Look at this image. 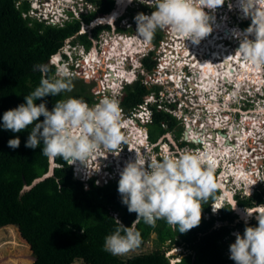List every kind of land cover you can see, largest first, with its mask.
<instances>
[{"label": "clouds", "instance_id": "9594fccd", "mask_svg": "<svg viewBox=\"0 0 264 264\" xmlns=\"http://www.w3.org/2000/svg\"><path fill=\"white\" fill-rule=\"evenodd\" d=\"M28 1L31 2L30 15L58 25H64L74 17L81 18L84 14L96 11V4L89 0H59L54 3L52 0ZM33 1L37 6L34 5ZM133 1L129 0V2ZM226 1L145 0L143 3V0H140L141 7H131V10L136 12H132L128 16L129 22L125 26L118 20L124 17L127 4L114 21L102 19L119 9V0H114V7L110 11L98 14L89 23L83 21L78 34L90 32V36H92V29L100 24L109 25L110 28L102 30L98 38L92 36L93 44L89 49L80 42H74V36L67 38L61 49L51 55L48 60V63L55 65V75L60 78L55 81L42 78L39 86L24 97L25 103L3 113V128L14 133H20L31 127L30 135L25 144L28 148L35 149L40 146L41 141L43 142L42 154L50 158L52 171L50 172L49 169L44 176L37 178L34 183L54 173L55 167L58 166L55 160L57 156L68 161L73 168L74 177L83 181L86 187L92 178L96 184L102 185L119 175L118 193L121 196V202L127 206L129 213L136 214L137 221L142 218L145 223L150 225H154L159 219H164L169 225L177 227L180 233H186L199 226L202 219L203 204L210 197H214L215 192L219 189L220 193L212 201L209 215L205 218L208 219L212 215L219 217L221 209L228 205L231 207L234 220L223 221L218 219L214 224L216 227L223 225L233 227L230 236L224 240L227 244L230 242L231 236H235V241L227 246L224 252L225 256L229 260H233L235 264H264V210H256L258 206L264 207V203L255 202L251 206L242 203L247 198L254 197L257 192L264 191V169L262 172V165L259 168L256 167L254 171L255 174H258L255 177L251 192L246 191L244 183L235 184L233 177L226 181V186L223 188L218 179L224 168L223 164L220 163L216 166L213 152H200L205 148L203 141H201L202 143L194 142L192 139L186 138L187 128L184 125L187 122L181 119L184 106L190 110L191 107H195V110H191L192 113H197V108L208 113V108H205L207 101H202L197 94L194 95L195 97L198 96L197 100L194 98L191 101L192 88L181 86L182 91H180V87H176L175 81L166 78L172 75L173 68H168L165 71L166 77L159 74L160 64L163 63L161 42L170 40L169 32L177 33L198 44L212 31L209 24L210 16L204 9L215 11L224 3L227 4ZM51 6L54 8L50 9ZM239 7L245 16L252 17V24L246 29V32L249 35L254 34L255 39L252 40L245 36L238 52L242 54L249 66L260 67L264 65V0H239ZM145 8V12L139 13ZM115 22L116 24L113 25ZM118 26H121L122 29L118 30ZM157 30L161 33V38L155 43L154 35ZM107 33L110 35L105 37ZM115 37H118V40L134 39L137 45L135 53L132 51L126 53L123 69L127 74L120 80L118 87L115 89L106 87L113 86L114 82H107L101 76L105 71L110 72L103 57L99 59V63L96 62L95 68L89 67V71H84V73L75 71V64L78 65L80 61L85 60L94 49L103 51L108 40H113ZM110 49L112 50V48ZM58 55L59 58L57 59ZM147 57H151L155 63V67L151 70L144 66L143 60ZM41 71H45L44 66H41ZM87 72L90 73L86 74ZM70 77H77V80L85 86L87 84L84 82L93 81L94 88L97 89V92L93 94L100 97L99 100H95L92 102L94 103L93 106H89L83 98L69 97L66 100H57L51 110L47 108L46 102L36 103L37 100L48 95L57 96L62 91H72ZM137 81H141L144 85L151 87L152 90L144 94L142 102L128 112L122 105L123 97L126 95V87ZM101 84L105 86L103 87L105 92H98ZM249 87L243 85L242 88L238 89L237 101L256 103V105L264 108V75L263 84L260 88L253 87V91H250ZM101 98L104 99L101 100ZM156 111L172 116L177 124L183 126L182 129L185 128L181 137H175L171 132L172 128L163 122V127L167 131L159 135L156 140L151 139L148 125L153 122ZM208 111L213 113L210 116L214 117L217 114L215 109ZM218 112L220 113L219 110ZM40 117H43V120L37 122ZM198 118L201 119V117ZM126 119L130 121V126H134L135 122L141 129L145 141L143 143L145 145L141 147L143 156L140 152V157L136 155L134 160H129L122 171L117 170L114 166L112 168L114 174L109 173L106 167H104L103 173H90L89 169L91 168L84 172L83 169L88 165L87 160L100 150H107L109 156L112 154L110 151L117 153L124 151L123 153H126V157H128L131 146L124 139L125 133H123L124 128L122 127ZM191 119H196V116H191ZM206 120L210 121V118ZM206 120H203L201 126ZM217 129L213 126L210 131ZM128 135L130 136V133ZM130 138L133 139V137ZM210 142L213 143L214 140L211 139ZM20 143L19 137H16L8 141V146L16 149ZM188 143H192L193 146L200 145H197L194 151L192 149L186 151L184 145ZM224 146L225 144L222 147ZM110 159H114V156L112 155ZM78 161L84 165L86 162V165H78ZM51 162H53V166ZM105 162L106 165H116L114 161ZM78 168L81 169V176L78 175ZM85 175H89V177L85 178ZM230 184L232 185L230 186ZM31 187L26 185L24 189ZM226 188L230 191L229 193L225 192ZM232 191L231 200L230 193ZM219 199L222 200L221 203H218ZM242 210H247L249 216L243 215ZM251 210L253 211L251 212ZM114 215L118 217L117 212ZM115 219L119 226L105 238L104 250L114 256L125 255L140 246L142 236L134 226H125L118 218ZM253 222H258V225L245 227V225H251ZM236 230L238 233L234 234L233 232ZM166 250L168 257L173 256L170 259L171 264L180 261V254L185 251L179 246Z\"/></svg>", "mask_w": 264, "mask_h": 264}, {"label": "trees", "instance_id": "16d2710c", "mask_svg": "<svg viewBox=\"0 0 264 264\" xmlns=\"http://www.w3.org/2000/svg\"><path fill=\"white\" fill-rule=\"evenodd\" d=\"M89 1L96 4V11L58 25L30 15L28 0H0V229L16 226L33 253L32 260L26 264H73L77 259L89 264H171L173 256L168 257L166 249L178 246L185 251L175 264H235L224 253L227 248L224 239L230 236L233 227L214 226L218 219L234 220L231 207L228 205L221 209L219 217L212 215L205 218L212 201L220 193L219 189L203 204L199 226L186 233H180L177 227L169 225L164 219L150 225L142 218L137 221L136 214L129 213L127 206L121 202L119 178L102 185L96 184L92 178L86 187L83 181L74 177L72 166L62 157L55 158L58 166L51 176L34 183L50 169V158L42 154L43 142L35 149L28 148L25 144L31 127L20 133L3 128V113L25 103L24 97L39 86L42 78L51 81L60 78L55 75V65L48 60L61 49L67 38L74 36V42H80L89 49L93 44L91 37L98 38L102 30L110 28L100 24L92 29V36L90 32L78 34L83 21L89 23L98 14L114 7V0ZM121 29L118 26V30ZM158 30L154 35L155 43L161 38ZM143 62L147 69L155 67L151 57ZM41 66L45 67V71H41ZM72 83V91H62L57 96L48 95L36 103L46 102L51 110L57 100L69 97L93 101L85 85L79 86L71 80ZM151 90L141 81L128 85L122 101L125 110L129 112L135 108L142 102L143 95ZM42 120L43 117H40L37 122ZM163 122L169 128L177 123L172 116L156 111L153 122L148 125L152 140L167 131ZM16 137L21 143L18 148L12 149L8 141ZM26 185L32 187L24 189ZM255 202L264 203V191L242 201L250 206ZM116 212L118 217L114 215ZM115 218L125 226H134L140 231L141 244H145L148 236L155 231L162 247L134 255L128 260L105 251V238L119 226ZM257 225L258 222H253L245 227Z\"/></svg>", "mask_w": 264, "mask_h": 264}, {"label": "bare ground", "instance_id": "6f19581e", "mask_svg": "<svg viewBox=\"0 0 264 264\" xmlns=\"http://www.w3.org/2000/svg\"><path fill=\"white\" fill-rule=\"evenodd\" d=\"M52 1H53V3L58 2L57 0H52ZM128 2H129V0L121 1V4H119V11L115 10L111 14H109L107 17H104L106 19H104V18H102V19L114 21L115 18H117L119 13L121 12L120 11L121 8H123ZM36 6H37V4H36ZM217 10L219 11V10H223V9H220L218 7V8H216V11ZM227 11L237 13L239 15V17H241V18L244 17V13L241 10V8L239 7V0H234V2L231 4V6L228 8ZM225 19H224V25L227 26V22H228L227 20L228 19L227 20H225ZM219 23H220V21H219ZM219 23H216V25L215 24L213 25V26H215L214 29L217 32L219 31L220 28H222V26ZM227 28L230 29L231 31L229 30L230 31L229 33H227V32H226V34L224 33L225 36L227 38H230V39H235L236 34H238L237 29L236 28L231 29V27H227ZM223 29H224V27H223ZM223 29H221V31ZM242 33L239 34V37H241V38H243L245 36H248V38H249V36L252 37L254 35V34L249 35L247 33L246 34L243 33V34H245V36H243ZM232 34H233V36L230 37ZM174 35H176L175 36L176 38L172 39V37ZM216 38H209V40H210V43H209V40L206 39V37H204L203 39L200 40L201 43L199 42L197 44V43H193L190 39H185V37H183L177 33H173L171 35V37L169 38L171 40L170 43H172V45L171 44H165L163 46L164 47L163 53H165V51H168V52L165 54L166 56L163 58V60L165 62L162 63L164 65L161 66V68L159 69L160 70L159 73L162 74L163 72H165L164 70L168 69V67L173 68V73H174L173 80L175 81V83L178 84L179 87L184 86L183 84L186 83L187 79L186 80L183 79V75L180 74V72H178V71L180 70L181 67H183L184 64L188 63V65L191 67L190 68L191 72L195 73L194 75L193 74L191 75V81L196 85V87H192L193 88L192 91L194 93L196 92L195 94L199 95L201 97L202 101H207V99L209 98L211 100V102H213V100H216L218 102V99L222 95L226 94V93L224 94V91L226 90V85L229 83V82L227 83L226 80L230 81L232 83H235V85H238V87H236L235 90H231L228 98L233 96L232 92L237 93V91L240 87L242 88L243 85H244V87H246V84H250V81L252 82V84H251L252 87L251 88L249 87L250 91H253V89H252L253 87L257 88L258 85H260V83L263 84V80H261V77L264 75V73L261 72L262 75L257 76V73H258L257 71L259 70V67L249 66L248 62L243 59L242 54L240 52H238L239 48L235 47L236 50H231V48L230 47L227 48L225 46V44H219L216 41ZM204 40H205V42H203ZM210 44H212V46L214 47V49L212 51L213 55L211 54V57L205 56L206 51H208L210 48ZM174 46L176 48H174ZM106 48H108V49L105 51L106 52V53H104L105 55L102 56L100 50L98 51V54H97V50L94 49L92 51V53L90 54L91 61L89 60V56H87V58L85 60L80 61L78 65L75 64L74 67H75V71H78L79 73H84V71H87L89 69V67L95 68L94 65H96V62L99 63V59H102V57H103V59L106 60V64H107L106 67L109 68L110 72H108V71L103 72L102 78H104V80L107 82H111L113 80L114 81L113 86H111V87L106 86V87H109L110 89H115L120 84V83H116L115 81H118L120 78L122 79L127 74L125 69H123V63H122L123 58H125L126 53H128L129 51H132L135 53V51H137V45H136V41L134 39L118 40V37H115V38H113V40H108V44L106 45ZM110 48H112V50ZM175 49H176V51H175ZM181 49H183V52H180ZM227 50L229 51L230 54L227 52ZM233 52H234V54H233ZM168 53L170 55H168ZM200 56H202V57H200ZM115 57L117 58V60ZM217 57H218V59H217ZM56 58L58 59L59 55ZM89 73L90 72H87L86 74H89ZM258 77L260 78V80H258ZM229 87H231V86H229ZM181 91H182V89H181ZM100 92H105V91H103V87H101ZM102 99H104V98H101V100ZM208 101H207V105H208ZM200 104H202L201 101H200ZM214 104H215V102H214ZM212 107L215 108V111L217 113V114H215V117H213V116L210 117L209 124H212V125H208L207 123L206 124L204 123V124H202L201 128H198L201 125V121H197V120L195 121L193 119H192L193 120L192 121L190 119V120H188V125H187V129H186V131H187L186 132V138L188 140L189 139L194 140V139L200 138V140L205 143V146L207 147V151L213 152L214 158H219V161H218V159H216V166H218V163L219 164L222 163L220 158H222V157L225 158L226 156H228V161L226 163L227 165H224V167L226 166V169L228 170L229 174L226 173V175H224L225 169L223 168L221 174L219 175V181L222 182L224 185H222V183H220V184L224 188V186H226V181L229 180L230 178H232L231 176H238V177L244 176L248 179L253 177V176H251L252 173L250 174L249 171L247 174L243 173L244 171L241 173L239 172L242 176L235 173L234 167L231 166V164L232 163H236V164L240 163L241 164L244 162V158H242V157L239 158L238 154H241L243 157H246V156H247V158L250 157L253 165L255 164L256 161L259 163V165L261 162H263V160H264L263 159L264 158V143H263L264 142V140H263L264 139V127H263L262 121L264 119L262 117H260L259 115H255V116L250 115V116L243 117V120H242L243 123H241L240 126L235 125V124L230 125V124H228L227 121H224L223 117H219L218 110L220 109L219 107H221L220 103L218 104V106H212ZM260 111L262 112L263 110H260ZM207 112H209L208 109H207ZM209 114H213V113L210 112ZM226 117H228V116H226ZM261 118L263 120H261ZM247 120H249V121H247ZM246 123H247V126H246ZM129 124H130V121L128 119H126L123 122V128L128 129L129 130L128 133H132L130 137H133V139L129 137V139H130L129 143H130L131 147L129 149L128 154H130V156L125 159L128 161L134 160L136 158V155H138L140 157L139 153L142 152L141 147L143 145H145V144H143V143H145V141L143 140V134L141 132L140 127H138L135 122H134V124H135L134 126H130ZM213 126L218 128V129H221L223 127H228L229 134H227L226 136L227 137L229 136V139L231 140V141H229L230 146H228L229 144H225L226 142H224L223 136L219 137L218 135H216L214 142L213 143L210 142L211 138H212V134H211L212 132L210 130L212 129ZM251 126L253 127V130H254L253 132L251 130H247V128H250ZM207 132H211V133L208 134ZM219 134H220V132H219ZM255 136L257 138H255ZM233 139H234L235 143L232 142ZM251 140L254 141L255 144L249 143V141H251ZM248 143L250 145H253L254 148L252 147L253 149H250L248 147ZM219 144H222V145L219 146ZM224 144H225V146L222 147ZM244 150L246 153L243 152ZM200 152H204V150L200 151ZM99 154L103 155L102 158H103V160L105 158L104 161H109V160L112 161L110 158L113 154H111V156H109V155H107L106 151H104V150L98 151V153L97 152L94 153L87 160L88 165L85 169L95 168L96 169L95 172L103 173L102 168L104 167V164H99L100 163L99 160H101L100 159L101 157H99ZM235 158H239L241 160L238 159L237 161L233 162L232 160H234ZM114 160H116L115 157H114ZM96 162L98 163L97 165L95 164ZM77 164L79 165L81 163L78 161ZM224 164H225V162H224ZM125 165H126V163H125ZM79 169L80 168H78V170ZM239 170H241V167L239 168ZM239 170L236 169V172H238ZM252 172H253V168H252ZM223 175L226 178H224ZM254 180H255V178H254ZM234 182H235V184L240 185L241 183H244V180L237 179ZM244 186H245V189L247 192H251L253 190V187H252L253 184L247 186V184L244 183ZM225 192L229 193L230 191L225 189ZM232 194H233V191L230 193V197H232ZM219 201H220V199H219ZM256 210L263 211L264 207L258 206V208ZM252 211L253 210H251V212ZM242 214L245 216H249L247 214V210H245V211L242 210Z\"/></svg>", "mask_w": 264, "mask_h": 264}, {"label": "rangeland", "instance_id": "374dc122", "mask_svg": "<svg viewBox=\"0 0 264 264\" xmlns=\"http://www.w3.org/2000/svg\"><path fill=\"white\" fill-rule=\"evenodd\" d=\"M42 1H44V0H42ZM121 1H124V0H119V4H121ZM145 0H143V3H145L144 2ZM33 3H34V1H33ZM226 3L227 4H225L224 3V5H226L227 7L229 6L230 7V5L232 4L231 3V0H227L226 1ZM30 4H31V2H30ZM141 2H140V0H134L133 2H128L127 3V5H128V7L125 9V15H124V17H122V18H120L118 21H120L121 22V24L122 25H125V26H127V24H128V22H129V15L133 12V13H135L136 11L135 10H131V7H136V8H139V7H141ZM34 5H36V3H34ZM126 6V5H125ZM124 6V7H125ZM221 6H223V5H221ZM220 6V7H221ZM118 7H119V5H118ZM124 7L123 8H121V10L120 11H123V9H124ZM54 7L53 6H51L50 7V9H53ZM222 9V8H221ZM118 11H119V9H118ZM218 13V12H217ZM232 14H231V17L233 18V19H235V20H237V14L236 13H233V12H231ZM225 14H226V12H225ZM214 18H216V19H219L220 18V16H215L214 15ZM117 22V21H116ZM116 22L113 24V25H115L116 24ZM114 33V32H113ZM108 35H110V33H107L106 34V36L105 37H108ZM103 41H105V38H103ZM79 44V43H78ZM169 44H171L172 45V43H169ZM94 45H95V43H94ZM164 48V47H163ZM108 48H105V46H104V50L103 51H101V54H102V56L103 55H105L104 53H106L105 51L107 50ZM168 51H165V54L167 53ZM168 55H170L169 53H168ZM206 56V55H205ZM217 59H218V57H217ZM169 68V67H168ZM191 68V67H190ZM167 70V69H166ZM166 70H164V71H166ZM160 75H165V77H166V74H165V72H163L162 74L161 73H159ZM180 74H181V68H180ZM186 74H183V79H187V81L189 82V83H191L192 84V81H191V76L190 77H186L185 76ZM257 75L258 76H260V75H262V73H261V71H260V73L258 72L257 73ZM102 77H103V74L101 75ZM171 76V75H170ZM170 76H168V77H166V78H170ZM71 78V80H72V82L73 81H76V83H77V85H82L81 84V82L79 81V80H77V77H70ZM261 80H263V76L261 77ZM90 82V83H89ZM89 82H84L85 84H87L86 85V89H87V92H89V93H91L92 94V96L94 97V100L92 101V102H94L95 100H99V98L100 97H98V96H95L93 93L94 92H97L96 90L97 89H95L94 87H95V85H94V83H93V81H89ZM72 86H73V83H72ZM192 86V85H191ZM260 86H262V84L260 83V85H258V87L257 88H260ZM236 87H238V85L236 86ZM89 89H90V91H89ZM99 91H101V88L99 89ZM197 97L198 96H194V92L192 91V93L190 94V100L192 101V99H196L197 100ZM91 102V103H92ZM89 103L88 102V104H89V106H93V104L94 103ZM258 109H261V110H263L262 112L260 111L259 113H253L252 115L253 116H255V115H259L260 117H262L263 119H264V108H261V107H259ZM191 110H195V108L194 107H191ZM191 114H193L194 116H196L197 118L198 117H201V122H203V120H206L207 118H210L211 116H210V114L209 113H206L205 111H201V110H199L198 108H197V113H191ZM190 114V115H191ZM258 116V117H259ZM259 117V118H260ZM261 118V120H263ZM191 119V116H187L186 117V122H187V124H188V120H190ZM195 121H196V119H194ZM193 121V120H192ZM247 121H249V120H247ZM264 121V120H263ZM205 124L207 123H209V121L208 120H206L205 122H204ZM243 123V122H242ZM208 125H212V124H208ZM246 126H247V123H246ZM263 127H264V123H263ZM247 130H251L252 132L254 131L253 130V127L251 126L250 128H247ZM157 132V131H156ZM124 133V132H123ZM125 137H126V134H125ZM255 138H256V136H255ZM183 139V138H182ZM231 141V140H230ZM233 143H235V141H234V139H233V141H232ZM231 142V143H232ZM264 143V142H263ZM189 144V145H188ZM188 144H185L184 145V149L186 150V151H190L191 149L194 151V149H195V147H197V145H200V144H196V145H194L193 146V144L192 143H188ZM205 146V145H204ZM198 150H200V149H198ZM207 151V147L205 146V149L203 148L202 150H200V151ZM197 151V150H196ZM109 152V151H108ZM124 151H121V152H119V153H117V152H115V151H110V153H113V156L116 158V160H114V159H111L112 161H114L115 163H116V165H114V164H109V165H106L107 163L105 162V161H102V160H99V164H104V167H106L107 169H108V172L109 173H111V174H114V171H112V168L115 166L116 168H117V170H119V171H122V169H123V167L125 166V163H127L128 162V160H125L126 158H128L129 156H130V154H128V157H126V153L124 154L123 153ZM244 153H246L245 152V150L243 151ZM106 155V154H105ZM107 155H108V153H107ZM239 155V158L240 157H242V158H244V160H246V161H249L250 159L249 158H247V156L246 157H243L241 154H238ZM141 156H143V153L141 152ZM239 158H235L234 160H232L233 162L234 161H237ZM216 159H218V161H219V158H215V160ZM221 159V161H222V164H223V167H224V165H227L226 163H227V161H228V156H226L225 158L224 157H222V158H220ZM104 160H105V158H104ZM111 161V162H112ZM118 161V162H117ZM262 161V160H261ZM224 162H225V164H224ZM252 162V161H251ZM262 163V162H261ZM260 163V164H261ZM96 165L98 164L97 162L95 163ZM122 164V165H121ZM51 165L53 166L54 164H53V162H51ZM218 165H219V163H218ZM262 165V172H263V169H264V162L261 164ZM249 166V165H248ZM257 166H259V163L256 161L255 162V164H254V168H253V172H252V174H251V176H253V177H251V178H246V177H238V176H231V177H233V179H235V180H237V179H239V180H244V183L245 184H247V186H249V185H252V184H254V182H255V180H254V178L256 177V175L258 174V173H256L255 174V169H256V167ZM104 167L102 168V170H104ZM94 169V170H93ZM98 169V168H97ZM224 169H225V173H224V175H226V173H228V170L226 169V166L224 167ZM95 168H92V170L91 169H89V172L90 173H92V172H95ZM52 171V168L50 169V172ZM79 171H81V169H79ZM83 171L84 172H87V169H83ZM96 173V172H95ZM229 174V173H228ZM90 175V174H89ZM89 175L87 176V175H85L84 177L85 178H87V177H89ZM224 175H223V177H224ZM246 176V175H245ZM116 177L118 178V177H120L119 175H116ZM229 177V176H228ZM224 178H226V177H224ZM219 179V178H218ZM105 181V180H104ZM220 183H222V182H220ZM222 185H224L223 183H222ZM232 184H230V186H231ZM225 187V186H224ZM227 189V188H226ZM233 195V194H232ZM241 195H243V194H241ZM231 199H232V197H231ZM221 199H220V201H218V203H221ZM208 213H206L205 214V217H208ZM174 227V226H173ZM234 234H236V233H238V230H236V231H234L233 232ZM242 234V233H241ZM229 241V240H228ZM235 241V236H231V238H230V242L228 243L227 242V246L228 245H230L231 243H233ZM146 242L147 243H145V244H140V246L137 248V249H135L134 251H131V252H129V253H127V254H125V255H120L119 257L121 258V259H124V260H128L130 257H132V256H134V255H137V254H142V253H145V252H147V251H151V250H155L159 245H160V241L158 240V234L155 232V231H153L149 236H148V238H147V240H146ZM160 247V246H159ZM229 254H230V252H228ZM32 258H33V253L31 252V249H30V246L23 240V238L21 237V235L18 233V229L16 228V227H14V226H12V225H10V226H8V227H5V228H2V229H0V264H26V263H28L29 261H30V259L32 260ZM73 264H86L85 262H83L82 260H76Z\"/></svg>", "mask_w": 264, "mask_h": 264}, {"label": "flooded vegetation", "instance_id": "af4514ba", "mask_svg": "<svg viewBox=\"0 0 264 264\" xmlns=\"http://www.w3.org/2000/svg\"><path fill=\"white\" fill-rule=\"evenodd\" d=\"M57 1H59V0H57ZM224 2H225V0H224ZM234 2V0H231V3H233ZM219 8L221 9H223V10H217L218 11V13H217V11H216V9H215V11H212V10H210V9H207V8H205L204 10H205V12L206 13H208V15L210 16V20H209V24H210V26H211V28H212V31L207 35V36H205L206 37V39H208L209 40V38H216V41L219 43V44H225V46L228 48V47H230L231 48V50H236L235 49V47H237V48H240V44H241V42H242V40L245 38V37H243V38H241V37H239V34L240 33H247L246 32V29L252 24V17L251 16H245L244 15V17H239V15L237 14V20H235V19H233L232 17H231V11L230 12H228L227 10H228V8H229V6L227 7L226 5H224L223 4V6H219ZM223 11V12H222ZM225 12H226V14H225ZM214 15H216V16H220V18L219 19H216V18H214ZM226 18V19H225ZM104 19H106V18H104ZM224 19L225 20H227L228 22H227V26H225L224 25ZM219 23V21H220V25L222 26V28H220L219 29V31L217 32L214 28H215V26H213L214 24L216 25V23ZM223 24V25H222ZM223 27H224V29H223ZM226 27H231V29L232 28H236L237 29V33L238 34H236V37H235V39H230V38H227L226 36H225V34H226V31H225V29H226ZM221 29H223L222 31H221ZM164 30V29H163ZM230 30V29H229ZM231 31V30H230ZM215 32V33H214ZM240 32V33H239ZM225 33V34H224ZM242 33V35L243 36H245V34H243ZM169 34H170V37H171V35L173 34H171V32H169ZM212 34V35H211ZM248 34V33H247ZM219 35V36H218ZM176 35H174L173 36V38H176L175 37ZM233 36V34L230 36V37H232ZM203 39V38H202ZM249 39H252V40H254L255 39V35H253L252 37L251 36H249ZM209 43H210V40H209ZM239 43V44H238ZM107 44H108V42H107ZM106 44V45H107ZM106 45H105V48H106ZM213 49H214V47L212 46V44H210V48H209V50L208 51H206V53H205V55L206 56H210L211 57V54L213 55V53H212V51H213ZM180 52H183V49H182V51H180ZM227 52L229 53V51L227 50ZM235 52V51H234ZM234 52H233V54H234ZM97 54H98V51H97ZM230 54V53H229ZM121 55V54H120ZM98 56V55H97ZM182 56V55H181ZM99 57V56H98ZM200 57H202V56H200ZM116 58V57H115ZM89 60L91 61V58H90V55H89ZM116 60H117V58H116ZM123 60H124V58H123ZM225 60V59H224ZM227 61V60H226ZM225 61V62H226ZM122 62V61H121ZM123 63V62H122ZM188 66V67H187ZM263 70V73H264V65H261L260 67H259V70L257 71V72H260V71H262ZM178 72H180V70L178 71ZM183 73L184 74H186L185 76L186 77H190L192 74L194 75L195 73L193 72H191V69H190V66L188 65V63H186V64H184L183 65V67H181V74L183 75ZM258 76V75H257ZM173 77H174V73H172V75L170 76V80L171 81H174L173 80ZM121 79V78H120ZM120 79L118 80V81H115L116 83H120ZM186 80V79H185ZM258 80H260V78L258 77ZM111 82H114L113 80L111 81ZM186 82H187V84L186 83H184L183 85L184 86H187V87H190V88H192V87H196V85L192 82V84L191 83H189L187 80H186ZM226 82L228 83L227 85H226V90L224 91V94L225 95H222L219 99H218V102L220 103V105H221V107H219L220 109H219V111H220V113H219V117H223V119H224V121H227L228 122V124H235V125H239L240 126V124L242 123V120H243V117H245V116H250V115H252L253 113H259L260 112V110L261 109H258L260 106L259 105H257L256 106V103H241L240 101H237V97H236V93L235 92H232V94H233V96H231L230 98H228V96H229V93L231 92V90H235L236 89V86L237 85H235V83H232V82H230V81H227L226 80ZM251 81H250V87H252V85H251ZM192 85V86H191ZM176 86L178 87V85H177V83H176ZM229 86H231V87H229ZM101 87H103V85L101 84ZM246 87H249V84H246ZM100 89V88H99ZM193 89V88H192ZM180 91H181V87H180ZM98 92H100V91H98ZM196 93V92H195ZM195 93H194V95H195ZM209 100V101H208ZM213 100V99H212ZM207 101H208V105H207V102H206V106H205V108L207 109L208 108V110L209 109H215V108H213L212 106H218V102L216 101V100H213V102H211V100L208 98L207 99ZM214 102H215V104H214ZM173 107H175V106H173ZM184 108L185 109H182V112L183 113H181V115H183V117L181 118L182 119V121H186V117H187V115H189V116H193V114H191L192 113V111L187 107V106H184ZM251 112V113H250ZM208 113H210V112H208ZM191 114V115H190ZM223 114V115H222ZM186 116V117H185ZM226 116H228V117H226ZM253 116V115H252ZM185 117V118H184ZM215 117V116H214ZM226 118V119H225ZM192 120V119H191ZM196 120L197 121H201L202 119H200V118H197L196 117ZM202 123V122H201ZM262 123H264V121H262ZM186 125V126H185ZM185 125H184V127L185 128H187V124L185 123ZM123 127V126H122ZM183 127V126H182ZM182 127H181V125L178 123H176V125L172 128V130H171V132H172V134L175 136V137H181V134H182V132L184 131V129H182ZM202 126L200 125V127H198V128H201ZM203 131V130H202ZM229 129H228V127H224V128H221V129H217L216 131H214L215 132V134L216 135H218L219 137L221 136V133H225V134H229ZM129 130L128 129H124V133L126 134V138L124 137V139L128 142V144L130 145V143H129V141H130V139H129V137L131 136V134L132 133H130V136L128 135L129 133ZM219 132H220V134H219ZM208 133V132H207ZM211 134H213V131H212V133ZM222 137V136H221ZM227 137V136H226ZM216 138V137H215ZM228 139H229V136L227 137ZM257 138V137H256ZM212 139V138H211ZM225 140V139H224ZM230 140V139H229ZM264 140V139H263ZM256 141V140H255ZM202 143V142H201ZM249 143H251V144H255L254 143V141H249ZM248 143V147L250 148V149H253L254 148V146L253 145H250ZM118 147V146H117ZM253 147V148H252ZM115 150H117V149H115ZM100 151H102V150H100ZM104 151H106V153H107V150H105L104 149ZM98 153V152H97ZM113 154V153H112ZM99 156H102L103 157V155L102 154H99ZM249 161H246V160H244V162L243 163H239V164H236V163H232L231 164V166H233L234 167V170H235V173H237V174H239L240 176H242L240 173L241 172H243V173H245V174H247L248 173V171H249V173L251 174L252 173V168H254V165L252 164V160H251V158L249 157ZM239 160H241V159H239ZM249 165V166H248ZM241 167V170H239V168ZM261 166V164L259 165V166H257L258 168ZM236 169H238L239 171L238 172H236ZM246 169V170H245ZM240 172V173H239ZM228 179V178H227ZM228 181V180H227Z\"/></svg>", "mask_w": 264, "mask_h": 264}, {"label": "water", "instance_id": "95a60500", "mask_svg": "<svg viewBox=\"0 0 264 264\" xmlns=\"http://www.w3.org/2000/svg\"><path fill=\"white\" fill-rule=\"evenodd\" d=\"M225 31H226L227 33L230 32L229 29H228L227 27H226ZM185 134H186V132H185ZM213 134H215L214 131H213ZM213 134H212V136H213ZM223 134H224V136L227 135V134H225V133H223ZM215 137H216V134H215ZM193 141H194V142H201L200 138H199V139H194ZM229 141H230L229 139H228L227 141H225V142H226L225 144H229ZM101 159H103V158L101 157ZM81 165L85 166V165H86V162H85V165L82 164V163H81ZM78 175L81 176V175H82V172H81V171H78ZM47 176H48V175H47Z\"/></svg>", "mask_w": 264, "mask_h": 264}, {"label": "built area", "instance_id": "2783aa9c", "mask_svg": "<svg viewBox=\"0 0 264 264\" xmlns=\"http://www.w3.org/2000/svg\"><path fill=\"white\" fill-rule=\"evenodd\" d=\"M172 39H173V37H172ZM170 41H171V40H164V41H162V42H161V43H162V49H163V46H164L165 44H169ZM174 48H176V47L174 46ZM181 50H182V49H181ZM181 50H180V51H181ZM175 51H176V49H175ZM161 56H163V57H162V61L165 62V61L163 60V58L166 56L165 53H162ZM163 65H164V64H162V63L160 64V66H163ZM103 87H105V86H103Z\"/></svg>", "mask_w": 264, "mask_h": 264}, {"label": "snow or ice", "instance_id": "6c2138e0", "mask_svg": "<svg viewBox=\"0 0 264 264\" xmlns=\"http://www.w3.org/2000/svg\"><path fill=\"white\" fill-rule=\"evenodd\" d=\"M186 84H187V82H186ZM237 131H238V130H237ZM221 136H223L224 139H225L226 141L228 140V138H227L226 136H224L223 133H221ZM212 140H215V134H213V136H212Z\"/></svg>", "mask_w": 264, "mask_h": 264}]
</instances>
